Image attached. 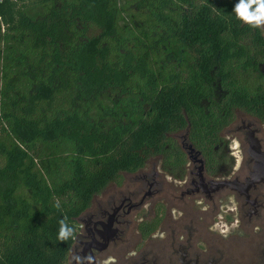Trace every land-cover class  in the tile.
I'll return each mask as SVG.
<instances>
[{"label": "trees", "instance_id": "obj_1", "mask_svg": "<svg viewBox=\"0 0 264 264\" xmlns=\"http://www.w3.org/2000/svg\"><path fill=\"white\" fill-rule=\"evenodd\" d=\"M237 2L0 0V264H67L109 181L181 162L180 132L214 154L235 109L264 121V35Z\"/></svg>", "mask_w": 264, "mask_h": 264}, {"label": "flooded vegetation", "instance_id": "obj_2", "mask_svg": "<svg viewBox=\"0 0 264 264\" xmlns=\"http://www.w3.org/2000/svg\"><path fill=\"white\" fill-rule=\"evenodd\" d=\"M233 112L214 154L180 132L181 162L152 156L95 192L76 218L67 264H264V180L237 190L221 183L249 177L246 133L264 151V121Z\"/></svg>", "mask_w": 264, "mask_h": 264}, {"label": "clouds", "instance_id": "obj_3", "mask_svg": "<svg viewBox=\"0 0 264 264\" xmlns=\"http://www.w3.org/2000/svg\"><path fill=\"white\" fill-rule=\"evenodd\" d=\"M233 11L241 22L252 28L264 27V0H238L233 7ZM58 207V205H57ZM61 227L58 238L67 239L72 234V229L68 228L63 220L60 221ZM236 225L234 224L233 227ZM227 227L224 234L227 235ZM107 264V262H106ZM114 264V261H113Z\"/></svg>", "mask_w": 264, "mask_h": 264}, {"label": "water", "instance_id": "obj_4", "mask_svg": "<svg viewBox=\"0 0 264 264\" xmlns=\"http://www.w3.org/2000/svg\"><path fill=\"white\" fill-rule=\"evenodd\" d=\"M247 140L249 143L248 153L251 156L249 163V177L244 183L239 182L237 179L232 181H221L222 186H230L233 189H241L249 187L257 181L264 180V151L260 150L259 142L252 135V133H246Z\"/></svg>", "mask_w": 264, "mask_h": 264}, {"label": "rangeland", "instance_id": "obj_5", "mask_svg": "<svg viewBox=\"0 0 264 264\" xmlns=\"http://www.w3.org/2000/svg\"><path fill=\"white\" fill-rule=\"evenodd\" d=\"M262 28V30H263V33H264V27H261ZM226 136V135H225ZM233 147V146H232Z\"/></svg>", "mask_w": 264, "mask_h": 264}]
</instances>
